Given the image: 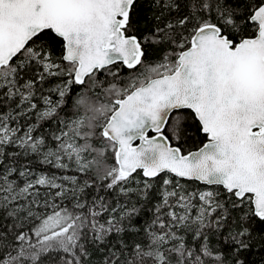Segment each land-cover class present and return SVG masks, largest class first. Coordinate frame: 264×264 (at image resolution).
Listing matches in <instances>:
<instances>
[{
  "label": "snow or ice",
  "instance_id": "1",
  "mask_svg": "<svg viewBox=\"0 0 264 264\" xmlns=\"http://www.w3.org/2000/svg\"><path fill=\"white\" fill-rule=\"evenodd\" d=\"M0 264H264V0H0Z\"/></svg>",
  "mask_w": 264,
  "mask_h": 264
}]
</instances>
